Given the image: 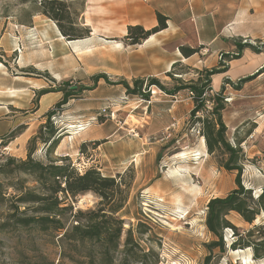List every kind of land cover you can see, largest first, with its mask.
I'll use <instances>...</instances> for the list:
<instances>
[{"label":"rangeland","instance_id":"374dc122","mask_svg":"<svg viewBox=\"0 0 264 264\" xmlns=\"http://www.w3.org/2000/svg\"><path fill=\"white\" fill-rule=\"evenodd\" d=\"M59 1V23L65 30L71 34L89 30L80 38L88 41L78 50L65 42L57 22L42 13L41 0H0V83L27 87L29 82L39 86L36 79L42 81V87L32 92L0 87V101L11 103L7 111L0 109V137L22 126L0 147V164L6 156L25 159L29 145L34 146L32 156L44 162L68 156L67 152L81 171L93 167L106 176L118 173L129 188L127 202L116 214L123 220V231L112 264H121L125 256V264H204L208 254L204 243L211 239L204 225L205 205L235 187L236 172L226 171L215 155L206 152L199 124L190 118V93L169 95L151 85L144 99L128 94L120 84L103 79L93 84L90 76L105 73L110 82L125 80L131 87L134 79L156 78L171 88L175 81L167 72L187 82L200 70H214L211 88L224 96L226 138L232 144L236 137L243 139L241 183L257 196L264 187V0ZM157 14L166 16V27L154 31L160 26ZM135 25L151 34L132 44L138 31L130 27ZM212 35L215 39L208 43ZM238 42L250 44L254 51L245 48L238 55ZM180 46L197 51L185 57ZM226 54L236 58L226 61ZM65 81L93 89L80 91L51 116L60 139L48 153V143L29 140L44 125V113L67 90ZM42 89L50 90L43 94L47 97L38 95ZM79 122L90 126L78 131ZM60 152L63 155H56ZM20 184L33 187L36 182L28 174H0V264H107L100 262L94 243L62 242V232L51 226L40 230L16 225L25 206L28 215L39 214L31 210L36 204L24 206L13 198ZM98 200L91 192L78 195L73 209L94 208ZM12 213L16 215L10 217ZM63 214L69 223L70 212ZM228 218L239 228L249 226L236 213ZM262 220L264 213L256 222ZM129 229L138 245L126 247L124 255ZM231 233L224 230L226 251L215 250L210 264L263 263L244 262L247 251L232 252Z\"/></svg>","mask_w":264,"mask_h":264},{"label":"trees","instance_id":"16d2710c","mask_svg":"<svg viewBox=\"0 0 264 264\" xmlns=\"http://www.w3.org/2000/svg\"><path fill=\"white\" fill-rule=\"evenodd\" d=\"M42 13L54 19L61 34L68 40L80 39L87 36L88 31L84 34H71L64 29L59 23L62 18L60 15L62 3L59 0H41ZM160 26L155 27L154 31L161 30L166 27V16L157 14ZM130 28L137 30L134 34L132 44L140 43V40L146 39L151 32L144 30L140 25L131 26ZM237 54L239 55L245 48L254 51V48L247 43H236ZM180 52L185 57L194 54L196 48L179 47ZM226 61H230L236 57L225 55ZM225 63V62H222ZM214 70H200L197 72L195 79L184 82L180 77L174 78L170 72L167 75L175 84L171 88H167L156 78L134 79L133 86L125 80L119 82H110L105 73H97L90 76L93 84L103 79L108 84L122 85L128 94L137 95L141 98L148 99V87L154 85L163 92L174 95L181 90H187L192 98L193 108L190 110V118L199 124L200 134L204 138L206 152L213 154L217 158L220 167L226 171H235V187L223 196H215L210 198L205 205L204 225L211 239L204 243L208 254L204 258V264H210L213 253L217 250L220 254L226 251V242L223 232L229 229L232 233V240L228 247L231 250L246 249L251 250L254 260H263L264 264V220L256 222L260 214L264 213V187L260 188L257 196H253L251 189L246 188L241 183V174L243 162L245 160L244 153L241 149L243 139L235 138L232 144L226 138V125L222 118V110L224 109V96L221 92L214 94L211 88V77ZM146 82L145 88L143 84ZM67 90L63 92L61 99L55 103L54 107L44 113L46 121L39 128L38 135L29 140L30 143L40 140L43 144L48 143V153L51 152L59 143L60 136L57 133L50 120L59 108L66 104L68 99L79 94L80 91L93 88L83 86H69L67 81ZM50 90L42 89L38 95L48 93ZM58 91V90H57ZM201 113V114H200ZM22 128L18 126L9 134L0 137V147L8 144L15 136L16 130ZM18 129V130H19ZM252 129L247 130L249 135ZM45 131V132H44ZM97 141H95L96 143ZM85 148L84 142L80 144L79 150L83 153ZM34 146L27 148L25 159L6 156L5 161L0 164V174L23 173L30 175L36 182L33 187L20 184L16 187L17 193L13 196L15 201L22 205L29 203L36 204L31 210L36 215H28L29 206H25L14 220L16 225L21 227L36 226L40 230H45L50 226L58 230L59 239L63 242L73 241L76 245L80 244L91 246L96 244L99 248L98 254L101 263L112 264L113 254L120 246V238L123 231V220L116 215L126 204L128 199L129 185L122 181V175L106 176L101 174L96 168H85L79 170L68 158L58 157L48 159L46 162L35 159L33 154ZM264 158V150L262 151ZM124 188H123V187ZM93 193L98 197V202L94 208L81 210L73 209V203L78 195ZM3 197V196H1ZM16 213L18 206H14ZM69 211L72 220L67 223L64 218V212ZM15 213V212H14ZM12 213L10 217H14ZM230 213H236L243 222L249 226L246 229L239 228L228 218ZM129 245H138L132 237L131 230H127L124 241V255L127 253ZM91 260L90 254L88 255ZM126 257V256H125ZM121 260V264L126 263V258ZM92 263L94 260L91 261ZM63 264V263H59Z\"/></svg>","mask_w":264,"mask_h":264},{"label":"crops","instance_id":"0c3cea01","mask_svg":"<svg viewBox=\"0 0 264 264\" xmlns=\"http://www.w3.org/2000/svg\"><path fill=\"white\" fill-rule=\"evenodd\" d=\"M214 39H215V37H214V35H212V36H210V37H208L207 39H206V41L209 43V42H213L214 41ZM8 42V41H7ZM11 44V43H10ZM13 47V46H12ZM11 50H13V49H15L14 47L13 48H10ZM22 59H23V61H25V56L24 57H22ZM16 79H19V78H22L21 76H16L15 77ZM13 81H15V80H13ZM16 81H19V80H16ZM35 81H37L36 83L39 85V86H34L33 84H31V82H29V84H27V87H25V86H22V85H8V84H5V85H3L2 83H0V87L1 88H6V91L8 92V91H21V90H24V89H27L28 88V90L29 91H34V90H38V89H40L41 87H42V81L40 80V79H36ZM18 83H21V82H18ZM2 91V90H1ZM56 95H58V91L55 93ZM44 97H47L46 95H43L42 96V98H44ZM56 98H58V96H56L55 98H53V99H56ZM9 105H11V103L10 102H3V101H0V109H6V111H7V106H9ZM49 105L50 104H48V106L47 107H49ZM46 110V108L43 110V111H45ZM4 113H6V112H4ZM81 141V140H80ZM82 141H84L85 142V140H82ZM64 151V150H63ZM64 154H67L68 156H71L70 154H68L67 152H64ZM56 155H63V153L62 152H60V154H56Z\"/></svg>","mask_w":264,"mask_h":264},{"label":"bare ground","instance_id":"6f19581e","mask_svg":"<svg viewBox=\"0 0 264 264\" xmlns=\"http://www.w3.org/2000/svg\"><path fill=\"white\" fill-rule=\"evenodd\" d=\"M154 35V34H153ZM148 39V38H147ZM88 41L87 38L85 39H77V40H66L65 42L68 44V45H71L73 48H75L76 50H78V45L81 44V43H86ZM72 127V126H71ZM68 134H76V132H69ZM182 217V216H181ZM242 251H247L248 252V255L247 257H244L243 258V261L246 262L247 260H253V258H251V255H250V249L249 248H246V249H236V250H232V252H242Z\"/></svg>","mask_w":264,"mask_h":264},{"label":"built area","instance_id":"2783aa9c","mask_svg":"<svg viewBox=\"0 0 264 264\" xmlns=\"http://www.w3.org/2000/svg\"><path fill=\"white\" fill-rule=\"evenodd\" d=\"M89 126H90V122H85V123L79 122L76 127L78 128V131H81V130L86 129ZM77 167L79 170L82 168L80 164H77Z\"/></svg>","mask_w":264,"mask_h":264}]
</instances>
